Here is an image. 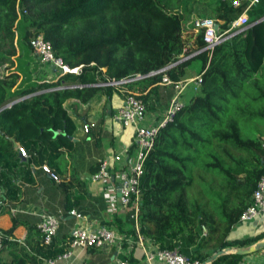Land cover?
I'll return each instance as SVG.
<instances>
[{
	"label": "trees",
	"instance_id": "trees-1",
	"mask_svg": "<svg viewBox=\"0 0 264 264\" xmlns=\"http://www.w3.org/2000/svg\"><path fill=\"white\" fill-rule=\"evenodd\" d=\"M232 1L0 0V208L14 205L19 194L14 181L21 172L30 173V163L47 164L59 149L72 146L75 124L64 101L87 103L100 92L120 94L123 87L137 93L145 112L166 110L173 84L199 59L197 89L158 127L144 159L137 232L159 249L177 244L198 262L221 248L264 237L258 232L228 238L264 175V0L247 8V0ZM243 10L246 28L209 51L198 30L190 48V35L182 32L189 15L212 19L221 31ZM36 35L77 71L54 82L30 80L28 41ZM136 73L142 77L102 84ZM163 76L170 83H162ZM13 141L28 157L19 155ZM127 207L124 221L130 227L122 229L117 218L113 222L118 232L137 240L133 209ZM10 221L0 228L1 248L17 245L9 239L17 223ZM51 242L43 244L39 237L25 256L28 264L59 254ZM242 256L222 254L211 264H236Z\"/></svg>",
	"mask_w": 264,
	"mask_h": 264
},
{
	"label": "crops",
	"instance_id": "crops-1",
	"mask_svg": "<svg viewBox=\"0 0 264 264\" xmlns=\"http://www.w3.org/2000/svg\"><path fill=\"white\" fill-rule=\"evenodd\" d=\"M192 20L185 21L182 26V32L190 35L188 44L191 49L194 48L191 43L197 33L192 27ZM196 51H192L189 56ZM28 57L30 60L25 68H32L30 80L54 82L59 79L48 63L39 62L32 52H29ZM199 67V59L191 60L184 68L181 81L193 78ZM192 93V83L186 82L177 95V102L180 104L185 102ZM120 104L121 95L115 91H112L110 96L100 92L87 103H80L75 99L64 101L63 106L75 124V129L69 137L72 146L69 149L63 147L59 149L60 152L56 157L47 163L58 175L60 182L52 181L39 169L37 162L30 163V173L21 172V176L14 181L19 185L18 199L13 206L0 208V228H8L11 225L10 219L15 218L17 224L9 239L15 241L17 245L1 248V264H10V262L28 264L25 256L32 254L35 241L40 237L36 226L41 214L44 213L54 215L58 221L51 242L52 248L60 250L59 254L70 249L69 256L56 260V264H113L116 259H127L130 264H144V253L153 252L158 248L154 242L145 237H141L143 244L141 248L133 235L116 230L114 218L121 220L122 229L130 227V223L124 221L129 208L122 205L118 198L116 169L109 166L107 179L96 181L90 179L91 174L97 170L99 159L110 158L112 154L118 153L122 158L116 165L121 169L127 168L131 160L133 126H122L119 122L110 119V115ZM164 112L165 109L146 111L139 124L154 125ZM86 122H93L94 127L85 133L81 125ZM70 209L79 213L81 219L71 215ZM29 226H34V229H28ZM74 226L113 228L123 236V239L102 247L69 248L68 243ZM258 232H264V213L249 221L234 223L230 227L228 238H244ZM40 264L45 263L41 260ZM152 264L160 263L153 261ZM236 264H264V251L261 249L243 255Z\"/></svg>",
	"mask_w": 264,
	"mask_h": 264
},
{
	"label": "built area",
	"instance_id": "built-area-1",
	"mask_svg": "<svg viewBox=\"0 0 264 264\" xmlns=\"http://www.w3.org/2000/svg\"><path fill=\"white\" fill-rule=\"evenodd\" d=\"M248 4L246 8L257 2V0H247ZM238 1L233 0L232 4H236ZM213 20L209 18L195 17L192 20V27L198 31L201 30L202 41L204 43L203 49L211 50L216 44L220 43L229 36L243 30L248 26L247 16L245 10L229 23V26L221 31L214 28ZM28 45L30 51L37 56L38 61L41 63H51L56 67H60L65 72H76L77 67L68 68L67 65L62 63L59 57L53 55L50 44L44 40L40 35L33 36L29 39ZM163 70V69H161ZM160 71V70H159ZM153 73V72H152ZM142 77L139 74H134L132 78H121L116 81L105 82L102 84L121 85L132 79ZM162 83H170L165 76L161 78ZM186 82L192 83V90H196L200 83V73L196 74L193 78L188 80L177 81L173 84L175 93L170 99L169 105L165 110L163 116L154 125L142 126L140 121L144 118L145 107L142 101L138 98L136 92H131L119 88L121 95V104L119 107L110 115V119L119 122L122 126H133L132 141L130 148L132 150L131 160L128 163L127 168L121 169L117 167V163L121 161V155L116 153L112 154L110 158H102L98 160L97 170L91 174V180H102L107 179L109 176V166L116 169L115 175L117 178L118 190H119V201L122 205H131L133 209V220L134 228L136 231V239L141 248H143L142 238L137 232L136 226V212L140 202L138 179L142 172V165L144 159L150 150L153 138L159 126L166 120L170 119L174 110L180 104L177 102V95L183 88ZM56 88V87H55ZM54 89V88H50ZM92 127L93 122H86L81 125L82 130L86 133ZM19 155L21 157H28L26 151L21 147L17 146ZM40 170L46 174L52 181L59 183L60 179L58 175L45 163L39 165ZM71 215H74L76 219H81V215L75 212L73 209L69 210ZM264 213V175L260 176L256 183V187L252 191L251 199L249 204L242 210L238 220L239 222H245L253 219L257 215ZM58 225L57 218L49 213L41 214L40 220L37 223L36 228L39 231L40 238L43 244H49L55 234ZM123 236L116 232L113 228H106L104 226H95L92 228H84L81 226H74L71 230V237L68 243V247H102L115 242H120ZM0 249H1V238H0ZM70 249L57 254L53 258H43L45 264H56V260L68 257ZM153 261L159 262L160 264H199L195 259H189L179 251V246L176 244L172 248H157L153 252L144 253V264H152ZM113 264H130L127 259H116Z\"/></svg>",
	"mask_w": 264,
	"mask_h": 264
},
{
	"label": "water",
	"instance_id": "water-1",
	"mask_svg": "<svg viewBox=\"0 0 264 264\" xmlns=\"http://www.w3.org/2000/svg\"><path fill=\"white\" fill-rule=\"evenodd\" d=\"M216 24L214 25V28H216ZM186 57H182L180 60L181 61ZM49 66H51L54 71L56 72V74L60 77L64 72L62 71V69L60 67H56L51 63H48ZM13 146L16 147L17 144L16 142L13 141ZM264 248V237L257 239L245 246L242 247H224L221 248L220 250H217L215 252H213L210 256H208L207 258H205L203 261L199 262V264H211V262L217 258L218 256L222 255V254H228V253H234V254H238V255H246V254H250V253H254L258 250H261Z\"/></svg>",
	"mask_w": 264,
	"mask_h": 264
},
{
	"label": "rangeland",
	"instance_id": "rangeland-1",
	"mask_svg": "<svg viewBox=\"0 0 264 264\" xmlns=\"http://www.w3.org/2000/svg\"><path fill=\"white\" fill-rule=\"evenodd\" d=\"M237 1L240 2L241 0H237ZM195 17H196V15L193 16V14H191V15L188 16L189 20H192V19H194ZM218 30H219V29H218ZM27 70H28L29 73L32 72V68L27 69Z\"/></svg>",
	"mask_w": 264,
	"mask_h": 264
}]
</instances>
